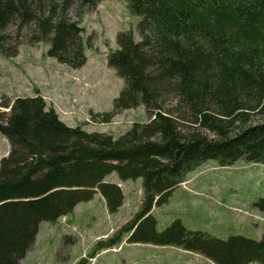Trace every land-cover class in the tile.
I'll return each mask as SVG.
<instances>
[{
	"label": "trees",
	"instance_id": "1",
	"mask_svg": "<svg viewBox=\"0 0 264 264\" xmlns=\"http://www.w3.org/2000/svg\"><path fill=\"white\" fill-rule=\"evenodd\" d=\"M103 0H0V53L18 54L22 42L7 46V28L34 22L31 42L50 44L48 55L71 68L88 60L85 27L79 21ZM140 16L117 35L107 57L125 81L109 112H91L110 122L121 110L145 105L148 120L122 135L87 131L64 122L37 93L3 99L0 133L10 142L0 160V264H20L43 221L55 223L98 192L110 213L125 200L118 183L142 179L139 211L106 239L93 256L127 243L175 246L216 264H264L261 239H222L188 229L180 219L164 230L152 213L186 181V173L208 160L220 166L238 159L264 163V0H126ZM77 5L78 20L67 16ZM89 45V46H88ZM211 135H207L208 133ZM264 214V196L255 202ZM75 264H85L80 260Z\"/></svg>",
	"mask_w": 264,
	"mask_h": 264
},
{
	"label": "rangeland",
	"instance_id": "2",
	"mask_svg": "<svg viewBox=\"0 0 264 264\" xmlns=\"http://www.w3.org/2000/svg\"><path fill=\"white\" fill-rule=\"evenodd\" d=\"M77 12V5H73L67 16L78 20ZM139 20L140 16L130 13L126 0H103L96 9H89L79 21L85 27L84 38L91 41L92 47L86 49L87 63L76 69L50 57L49 43L30 41L36 30L34 22L22 29L17 23L10 24L6 31L10 34L7 46H13L16 38L22 44L14 57L0 53V104L3 99L39 93L47 107H54L68 125H80L87 131L104 132L115 138L134 122L147 121L143 104L119 111L110 122H101L91 115L92 111H111L115 97L125 86L124 79L108 66L107 57L118 48L120 31L132 29L135 39H140L136 26ZM251 122L262 123L264 116H254ZM9 151L10 142L0 133V160ZM186 174V181L173 190L167 202L152 210L159 230L180 219L188 229L222 239L232 235L262 238L264 214L254 204L264 196V163L241 158L233 165L220 166L208 160ZM105 180L118 183L124 192L125 200L118 211L110 213L98 192L57 222H41L34 243L20 264H75L80 260L85 264H216L179 247L145 243L124 244L120 249L113 247L92 257L97 241L115 233L143 203L141 178L122 181L112 173Z\"/></svg>",
	"mask_w": 264,
	"mask_h": 264
},
{
	"label": "crops",
	"instance_id": "3",
	"mask_svg": "<svg viewBox=\"0 0 264 264\" xmlns=\"http://www.w3.org/2000/svg\"><path fill=\"white\" fill-rule=\"evenodd\" d=\"M124 244H132V243H127V242L124 243V242H123L122 245H124ZM133 244H141V243H133ZM122 245L119 246V249L122 247ZM179 249H180V248H179ZM106 251H108V250H104V251H102V252H106ZM185 251H186V250H185ZM102 252H101V253H102ZM99 254H100V253H99ZM99 254H97V255H99Z\"/></svg>",
	"mask_w": 264,
	"mask_h": 264
}]
</instances>
